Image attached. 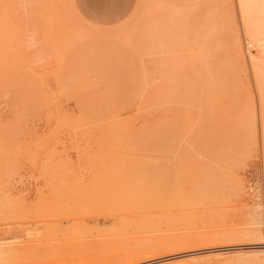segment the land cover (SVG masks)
<instances>
[{"label":"rangeland","instance_id":"374dc122","mask_svg":"<svg viewBox=\"0 0 264 264\" xmlns=\"http://www.w3.org/2000/svg\"><path fill=\"white\" fill-rule=\"evenodd\" d=\"M3 1L0 242L17 251L1 264H225L236 252L252 249V241L239 231L256 219L264 235V176L244 124L251 102L258 108L255 80L249 62L243 70L232 58L238 38L244 50L247 45L235 0H166L177 3V14L151 12L152 0H32L39 7L31 0H8L13 3L10 9ZM23 2L28 10L35 6L36 17L28 15L31 11ZM228 5L236 13L237 34L227 30V16H233L226 11ZM171 13L185 16L183 27H194L190 37L174 34L178 43L172 41L174 35L170 40L163 33L168 27L160 16ZM154 16L161 23L150 18ZM232 22L229 25H235ZM19 28L24 33L18 34ZM16 32L34 47L22 40L17 44L23 47L15 40L14 45ZM216 49L231 53L237 63V77L228 80L232 85L236 77L238 90L234 92L230 83L233 92L226 83L222 89L207 85L209 94L202 103L208 112L204 109L206 120L198 133L201 145L193 147L195 102L184 93L188 77H196L193 71L192 77L184 75L185 66L196 62L191 60L196 54L203 58L200 64L216 63L221 57ZM225 93L235 97L227 100ZM236 97L244 108L250 103L244 109L248 111L238 110L243 116L234 112L238 102L242 105ZM132 200L136 207L126 211L123 207ZM61 210L65 214L55 218L60 229L54 231L56 216L51 213Z\"/></svg>","mask_w":264,"mask_h":264},{"label":"bare ground","instance_id":"6f19581e","mask_svg":"<svg viewBox=\"0 0 264 264\" xmlns=\"http://www.w3.org/2000/svg\"><path fill=\"white\" fill-rule=\"evenodd\" d=\"M3 1V0H2ZM2 1H0V2H2ZM8 0H6V2H4L3 1V3H5L6 5H8L9 6V9H10V6L13 4L12 2H11V4L9 5L8 4V2L10 1H8ZM16 1V0H15ZM15 1L13 0V2L15 3ZM21 1V0H20ZM24 1V0H23ZM29 2H30V0H28ZM41 1V0H40ZM48 2L50 1V4H51V2L52 1H55V0H47ZM60 1V0H59ZM146 1V0H145ZM149 1V0H148ZM164 1H166V0H162V2H158V1H156V0H152V2H150L151 3V9L152 10H150L151 12H153L154 10L155 11H161V12H165V10L167 11H171V12H173V13H175V14H177L179 11H178V9L177 8H175V6L177 5V3H176V5H175V2H174V6H173V4H170V3H172V2H170V1H166L165 3H163ZM172 1V0H171ZM236 2H237V4H238V7H239V11L238 12H240L239 13V15H240V17H241V22H242V24H240V25H242V29H243V31L242 32H244V34L243 35H245L244 36V40H245V42H247V45H246V50H244V48H243V44H242V40L240 39V38H238V43H236V45H235V47H234V45H233V47H234V49L233 50H235V52L234 51H232V53L234 52L235 53V55H236V57L234 56V55H232L231 53H228L227 55L224 53L225 51H222L221 49H216V51L217 52H221V53H219V54H217V56L218 57H220L219 58V60H218V58H216V60L215 61H217L216 63L215 62H212L211 64H209V66H207V64H204V63H199V62H197V61H201V59L203 60V58L201 57V56H199V55H197L196 54V57L194 58V56H191V60H193V59H196V62H197V64H196V62H195V60L193 61V66L192 65H190V63H186V66L185 67H187V69L185 68V71H184V75H186L187 77L188 76H190L191 75V73H192V71L194 72V73H192V75L193 74H195V76L194 77H196V78H194V79H189V77H188V80L187 81H189V87H187L186 88V86H185V88H186V90H185V88H184V90H185V93H184V95H189L188 97V100L189 101H192V103L194 104V102H195V107H194V109H193V106H192V112L194 113V115H193V121H195V125H194V127L192 128V129H194L193 130V134H192V139H194L193 141H192V143H191V145L193 146V147H199V145H201V139H200V137L202 136V135H200V134H198L202 129H203V125H204V122H205V120H206V114H205V110H206V108L204 107V103H202V100H204L205 99V97H207V94H209L208 93V86L207 85H211L210 83H214V85H218L219 87H221V89H222V87L224 86V84L226 83V89L228 90V92H233V89H235L234 90V92L235 91H237L238 90V84H236V83H234V81H235V79H236V77H237V75H238V71H236V69L237 68H240L241 67V69H243V70H247V68H248V65H247V62H249V65H250V70H251V72H252V74H253V79L255 80L254 82H255V88H256V93H257V97H256V99L258 100V108H256V106L254 105V104H256L255 102L254 103H252L251 101H250V99H252V98H250L251 96L250 95H253L252 93H250L249 94V96L250 97H248V101L249 102H251V105H249L250 103H247V105H249V111L248 110H244L245 108H246V106L247 105H245V108L243 107V103L244 102H242V101H240L239 100V98H237L236 97V102H238V101H240L241 102V104L242 105H240V103L238 102V104H239V106L238 107H236V109H234V112H236L237 114L239 113V111L241 110V108L240 107H242L243 108V110H241V112L243 113V111H248V112H246V120H244V121H246L244 124H245V127H247V129H249L248 131H249V134H250V136H251V138H252V140H253V142H254V146L257 148V152H258V155H259V159H260V161H261V168H262V173H263V176H264V0H235ZM17 2V1H16ZM25 2H27V0L25 1ZM29 2H27V3H29ZM31 2H32V0H31ZM46 2V1H45ZM62 2V1H61ZM37 4L38 3H41V2H36ZM145 3V2H144ZM149 2H147V4H148ZM5 4H3L2 6H4ZM15 4H17V3H15ZM15 4H14V6H15ZM22 4H25L23 7L26 9V11H31V13L29 12V16L31 15L32 17H36L35 16V11H34V7H33V5L31 6L32 8H29V10H28V7H26L27 5H26V3H22ZM32 4H35L34 2H32ZM43 4H45V3H43ZM46 4H48L47 2H46ZM53 5L55 4L54 2L52 3ZM62 4V3H61ZM5 5V6H6ZM30 5V4H29ZM36 5V4H35ZM52 5V6H53ZM66 5V4H65ZM150 5V4H149ZM7 6V7H8ZM36 6H38L39 7V4L38 5H36ZM45 6V5H44ZM50 6V5H49ZM48 6V7H49ZM144 6V5H143ZM30 7V6H29ZM40 7H41V5H40ZM55 7V6H54ZM142 7V6H141ZM149 7V6H148ZM0 8H1V6H0ZM3 8V7H2ZM2 8H1V10H2ZM5 8V7H4ZM3 8V9H4ZM12 9H14L13 7H11ZM37 8V7H36ZM53 8V7H52ZM147 8V7H146ZM222 8V7H221ZM8 9V10H9ZM19 9V8H18ZM23 9V8H22ZM25 9H23V10H25ZM39 9V8H38ZM38 9H37V11H38ZM41 9V8H40ZM42 9H44V7L42 8ZM49 8H47L46 7V10L47 11H49L50 12V10H48ZM51 9V8H50ZM218 9H220L219 7H218ZM224 9H226V7L225 8H223L222 10H224ZM0 10V12L2 13V11ZM22 10V11H23ZM32 10L34 11V12H32ZM45 10V9H44ZM52 10V9H51ZM53 10H56V9H53ZM10 11H12V10H9V13H10ZM18 11V10H17ZM218 11V10H217ZM220 11V10H219ZM227 12H233V16H234V20H235V22H234V20L232 19V14L230 13L229 14V18H228V13L226 12V16H227V21H228V23L227 22H225L226 21V19L225 18H223V19H225L224 20V27H225V24L227 23L228 24V26H229V28L227 27V30H229V32H230V30H232L233 32L234 31H236V34L239 32V30L237 29V28H234V27H238V21H237V19H236V13L234 12V10L232 9V7H230L229 5H228V9L226 10ZM6 12V11H5ZM16 12V11H15ZM55 12V11H54ZM53 12V13H54ZM148 12V11H147ZM222 12H225V11H222ZM7 13V12H6ZM5 13V14H6ZM9 13H7V14H9ZM19 13V12H18ZM27 13V12H26ZM34 13V14H33ZM43 13V12H42ZM52 13V12H51ZM57 13V12H56ZM157 13V12H156ZM166 13V12H165ZM15 14V13H14ZM17 14V13H16ZM141 14V13H140ZM218 14H220V13H218ZM1 15V14H0ZM12 15V14H11ZM37 15V14H36ZM40 15V14H39ZM38 15V16H39ZM153 16V13L152 14H150V16ZM156 15V14H155ZM161 15V14H160ZM169 15V14H168ZM223 15V14H222ZM238 15V16H239ZM2 16V15H1ZM15 16V15H14ZM225 16V17H226ZM232 16V17H231ZM3 17V16H2ZM11 17H13V16H11ZM10 17V18H11ZM161 17H162V20H163V22H165L166 24H164V23H162L163 24V26H165L164 28H166V27H168V28H166V29H168L166 32H165V30L163 31V33L165 34V35H170V36H167V37H169V39L171 40V35H176V36H178L179 38H185L186 36V34L187 35H189V32L190 33H192L191 31H190V28H194V27H188V25L186 26V24H184L185 26V28H187V29H185L182 25H183V23L185 22L184 20H185V16H183L182 14L181 15H173L172 13H171V15L170 16H164V18H163V16H160V19H161ZM211 17H212V15H211ZM214 17V16H213ZM223 17V16H222ZM221 17V18H222ZM231 17V18H230ZM1 18V17H0ZM8 18H9V16H8ZM14 18V17H13ZM133 18V17H132ZM149 18V17H148ZM150 18H155L153 21L155 22V20H156V17L154 16V17H150ZM166 18V19H165ZM12 19V18H11ZM11 19L9 20V21H11ZM20 19V18H19ZM143 19V18H142ZM157 19H158V16H157ZM211 19V18H210ZM220 19V18H219ZM4 20V19H3ZM13 20V19H12ZM146 20V19H145ZM150 20V19H149ZM152 20V19H151ZM208 20V19H207ZM206 20V21H207ZM216 20V19H215ZM147 21V20H146ZM159 21V19L157 20V22ZM209 21L210 20H208V24H209ZM213 21V20H212ZM221 21V20H220ZM234 22L235 23V25L234 24H231V25H229L231 22ZM147 22H149V21H147ZM157 22H155V23H157ZM160 23H161V21H159ZM215 22V21H214ZM230 22V23H229ZM232 22V23H233ZM207 23H206V25H207ZM221 23V22H220ZM68 24V23H67ZM173 24H175L174 26H175V28L173 29ZM192 25H194L195 23L193 22V23H191ZM211 24H212V22H211ZM215 24V23H214ZM149 25V24H148ZM152 25H153V23H152ZM152 25H150V26H152ZM157 25V24H156ZM217 25V24H216ZM221 25V24H220ZM232 25H234V26H232ZM149 26V27H150ZM169 26L171 27V28H169ZM176 26L179 28H182V29H177L176 28ZM190 26V25H189ZM196 26V25H195ZM203 26H205V24L203 25ZM210 26L211 25H208V27L210 28ZM34 27V26H33ZM207 27V26H206ZM223 27V28H224ZM233 27V28H232ZM25 28H27V27H25ZM41 28V27H40ZM139 28V27H138ZM154 28V27H153ZM161 28H162V25H161ZM163 28V29H164ZM189 28V29H188ZM201 28V27H200ZM220 28H222V27H220ZM222 28V29H223ZM239 28V27H238ZM20 29V31H19V33L18 32H16V36L18 35V34H20V32H22V33H24L22 30H21V28H19ZM18 29V30H19ZM195 29H197V28H195ZM214 29V28H213ZM234 29V30H233ZM17 30V31H18ZM28 30V29H27ZM31 30H33V29H31ZM181 30V31H180ZM194 30V29H193ZM192 30V31H193ZM207 30V29H206ZM211 30V29H210ZM25 31H26V29H25ZM162 31V30H161ZM160 31V32H161ZM169 31V32H168ZM176 31V32H175ZM183 31V33L182 34H180L181 32ZM185 31H187L186 33H184ZM200 31H202V30H200ZM204 31V30H203ZM226 31V30H225ZM31 32V31H30ZM154 32V31H153ZM172 32V33H171ZM175 32V33H174ZM194 32H196V30L195 31H193V33ZM212 32V31H211ZM210 32V33H211ZM18 33V34H17ZM21 33V34H22ZM33 33V32H32ZM162 33V32H161ZM162 33V34H163ZM179 33V34H178ZM203 33V32H202ZM208 33V32H207ZM209 33V34H210ZM225 33V32H224ZM26 34V33H25ZM30 34V33H29ZM73 34H75L74 32H73ZM158 34V33H157ZM162 34H160V36L159 37H161L162 36ZM178 34V35H177ZM198 34V33H197ZM205 34H206V32H205ZM214 34V33H213ZM174 35V36H175ZM181 35H183V36H181ZM192 35V34H191ZM199 35H200V33H199ZM203 35V34H202ZM234 35V34H233ZM15 36V38L14 39H12V42H13V44L15 45V43H14V40L16 41V46H18L19 44H17L18 42H22L23 41V37H24V34L23 35H21V36H17L16 37ZM33 36H35V34L33 35ZM38 36V35H37ZM175 36V37H176ZM196 36V38H197V36L198 35H195ZM206 36H207V34H206ZM238 36H239V34H238ZM14 37V36H13ZM20 37V38H19ZM31 37V36H30ZM76 37H78L77 35H76ZM82 37V36H81ZM81 37H79V38H81ZM163 37H164V35H163ZM163 37H161V39H163ZM178 37H176V40H175V38L172 40L173 42L174 41H176L177 42V38ZM189 37H190V35H189ZM201 37H204V36H201ZM211 37V36H210ZM232 37H235L236 38V36H232ZM165 38L166 37H164V41H166L165 40ZM207 38V37H206ZM206 38H204L205 39V41L207 40ZM234 38V39H235ZM18 39H20V41L18 40ZM188 39V38H187ZM187 39H185V40H183V41H186ZM191 39H193V38H191ZM22 40V41H21ZM27 40V39H26ZM30 40V39H29ZM33 40H35V39H33ZM170 40H168V41H166V42H169ZM31 41V40H30ZM30 41H26V43H24L25 41H23L22 42V44H28V45H30L31 47L33 46L34 47V45L32 44H29V42ZM40 41V40H39ZM47 41V40H46ZM192 41V40H191ZM193 41H195V40H193ZM192 41V42H193ZM209 41V40H208ZM232 41V40H231ZM28 42V43H27ZM38 42V41H37ZM37 42H35V43H37ZM81 42V41H80ZM188 42V41H187ZM207 42V41H206ZM65 43H66V41H65ZM84 43H85V41H84ZM117 43V42H116ZM172 43V42H171ZM178 43V42H177ZM232 43H233V41H232ZM79 42H78V46H79ZM81 44H83V43H81ZM80 44V45H81ZM184 44V43H183ZM231 44V43H230ZM21 45V44H20ZM20 45H19V47H20ZM42 45V44H41ZM74 45V44H73ZM116 45V44H115ZM165 45V44H164ZM209 45V44H208ZM232 45V44H231ZM46 46V45H45ZM76 46V45H75ZM74 46V47H75ZM82 46V45H81ZM21 47H23V45H21ZM32 47V48H33ZM208 47V46H207ZM249 47L250 48H255V50H256V52L255 53H252L251 51L252 50H250L249 49ZM18 48V47H17ZM24 48H28V47H24ZM76 48V47H75ZM220 48H222V47H220ZM232 48V47H231ZM19 49V48H18ZM224 49H225V47H224ZM220 50V51H219ZM26 51V50H25ZM39 51V50H38ZM41 51V50H40ZM71 50H69V52H70ZM213 51H215V50H213ZM193 52H195V51H193ZM199 52V51H198ZM211 52H212V50H211ZM34 53V52H33ZM55 53V52H54ZM82 53V52H81ZM225 55H223V54ZM71 54V53H70ZM70 54H69V56H70ZM192 54H194V53H192ZM7 55V54H6ZM18 55V54H17ZM45 55V54H44ZM214 56L216 55V53L215 54H213ZM231 55H232V58H234L235 60H236V62L238 61L239 62V64H238V67L236 68V64H235V60L234 59H231L230 57H231ZM8 56V55H7ZM68 56V57H69ZM209 56V55H208ZM211 56V57H210ZM209 57H210V60L212 59L213 60V56H212V54L210 55ZM224 56V58L225 59H223V61H225V62H223V61H221L222 59V57ZM229 57V58H227V57ZM34 57V56H33ZM47 57V56H46ZM64 57V56H63ZM145 57V56H144ZM15 58H16V56H15ZM55 58V57H54ZM53 58V59H54ZM60 58V57H59ZM58 58V59H59ZM83 58V57H82ZM172 58V57H171ZM193 58V59H192ZM12 59H14V58H12ZM18 59V58H17ZM135 59V58H134ZM61 60V59H60ZM132 60V59H131ZM136 60V59H135ZM189 60V59H188ZM228 62H227V61ZM16 61V60H15ZM33 61V60H32ZM77 61V60H76ZM232 61H233V63H234V66H233V64H232ZM17 62V61H16ZM20 62V61H19ZM18 62V63H19ZM23 62V61H22ZM59 62V61H58ZM78 62V61H77ZM82 62V61H81ZM219 62H221V63H219ZM32 63H34V61L32 62ZM61 63V62H60ZM165 63H167L168 64V62H165ZM223 63V64H222ZM16 64V63H15ZM29 64V63H28ZM71 64V63H70ZM77 64V63H76ZM134 64V63H133ZM181 63H179V65H180ZM187 64H188V66H187ZM232 64V65H231ZM19 65V64H18ZM21 65V64H20ZM19 65V66H20ZM63 65V64H62ZM61 65V66H62ZM72 65V64H71ZM79 65V64H78ZM77 65V66H78ZM184 65H185V63H184ZM26 67H27V65H25ZM69 66V65H68ZM161 66V65H160ZM233 66V68L234 69H232L231 67ZM22 67V66H21ZM29 68H30V66H28ZM191 67V68H190ZM17 68H20V67H17ZM32 68H33V66H32ZM130 68V67H129ZM158 69H159V66L157 67ZM182 68V67H181ZM188 68H189V70H188ZM23 69H25V68H23ZM127 69H128V67H127ZM169 69V68H168ZM176 69V68H175ZM209 69H211V73L209 72L210 70ZM21 70H22V68H21ZM28 70V69H27ZM130 70V69H129ZM180 70V69H179ZM232 70H235V74H233V72H232ZM238 70V69H237ZM243 70H241L242 72H244ZM63 71V70H62ZM155 71V70H154ZM169 71V70H168ZM178 71V70H177ZM182 71V72H183ZM187 71V72H186ZM189 71H191V72H189ZM240 71V70H239ZM22 72H24V70L22 71ZM22 72H21V74H22ZM37 72V71H36ZM161 72V71H160ZM159 72V73H160ZM174 72V71H173ZM189 72V73H188ZM236 72H237V75H236ZM247 72V71H246ZM35 73V72H34ZM163 73V72H162ZM168 73V72H167ZM169 73H170V71H169ZM187 73V74H186ZM209 73L211 74V76H212V78L211 79H209V80H211V81H209L208 80V82H209V84H208V82H206L207 81V78H210V77H208L209 76ZM26 74V73H25ZM166 74V73H165ZM177 74V73H176ZM189 74V75H188ZM34 75V74H33ZM123 75V74H122ZM128 75V74H127ZM140 75H141V73H140ZM173 75H175V74H173ZM178 75H179V73H178ZM183 75V76H184ZM192 75H191V77H192ZM236 75V77H235V79L234 80H232V85H231V81H229L230 79H233V77ZM244 75V74H243ZM29 76V75H28ZM182 76V75H181ZM146 77V76H145ZM179 76H177L176 78H178ZM190 77V78H191ZM126 78V77H125ZM36 79V78H35ZM127 79V78H126ZM169 79V78H168ZM175 79V78H174ZM183 79H185V78H183ZM187 79V78H186ZM185 79V80H186ZM229 79V80H228ZM24 80H26V79H24ZM30 79H28V80H26V82H28ZM32 80V82H34V80L33 79H31ZM30 80V81H31ZM143 80V79H142ZM160 81H161V78L159 79ZM227 80H228V82H227ZM116 81H118V80H116ZM145 81V80H144ZM147 81V80H146ZM164 81V80H163ZM114 83H116L115 82V80L113 81ZM120 82V81H119ZM122 82V81H121ZM181 82V80L179 81V83ZM185 83H186V81H184ZM183 82V83H184ZM36 83V82H35ZM158 83V82H157ZM163 84H164V82H162ZM228 83H230V85L233 87V89H232V87L228 84ZM34 84V83H33ZM118 83H116V85H117ZM123 84V83H122ZM153 84V83H152ZM188 84H185V85H188ZM233 84H235V85H233ZM29 85H31V83L29 84ZM91 85H93V84H91ZM115 85V84H114ZM227 85H228V87H227ZM237 85V86H236ZM35 86H36V84H35ZM96 86V85H95ZM148 86V85H147ZM160 86V85H159ZM213 86V85H212ZM229 86H230V89H229ZM70 87V86H69ZM84 87V86H83ZM114 87V86H113ZM116 87V86H115ZM120 88H121V83H120V86H119ZM118 87V88H119ZM182 87H183V85H182ZM208 87V88H207ZM211 87V86H210ZM73 88V87H72ZM71 88V89H72ZM76 88V87H75ZM79 88V87H78ZM141 88V87H140ZM225 88V87H224ZM95 89V88H94ZM148 89V88H147ZM158 89V88H157ZM157 89H155V90H157ZM210 89V88H209ZM225 89V90H226ZM248 89H249V87H248ZM152 91H153V88L151 89ZM159 90H161V89H159ZM229 90H231V91H229ZM148 91H150L149 89H148ZM189 91V94L187 93ZM224 91V90H223ZM254 91V90H253ZM103 92V91H102ZM157 92V91H156ZM180 92H181V90H180ZM184 92V91H183ZM225 92V91H224ZM247 92H248V90H247ZM251 92V91H250ZM91 93V92H90ZM141 93H142V91H141ZM145 93V92H144ZM153 93V92H152ZM158 93V92H157ZM212 93V92H211ZM211 93H210V95H211ZM227 94L229 95V96H227ZM225 93V96H227L226 98H227V100L228 99H232V98H234L235 96H231L229 93ZM233 94V93H232ZM118 95V94H117ZM155 95V94H154ZM181 95H183V94H181ZM126 96V95H125ZM134 96V95H133ZM135 96H137V95H135ZM231 96V97H230ZM153 97V96H152ZM117 98H118V96H117ZM139 98V97H138ZM120 99V98H119ZM154 99V98H153ZM159 99H160V97H159ZM253 99H254V96H253ZM255 99V100H256ZM185 100V99H184ZM128 101V100H127ZM146 101V100H145ZM144 101V102H145ZM152 101V100H151ZM186 101H187V97H186ZM143 102V101H142ZM143 102V104H145ZM111 103V102H110ZM148 103V102H147ZM153 103V102H152ZM119 104V103H118ZM186 104V103H185ZM233 104H237V103H233ZM232 107V106H231ZM237 108H239V109H237ZM205 109V110H204ZM246 109H248V107L246 108ZM164 110V109H163ZM178 110V109H177ZM236 110V111H235ZM239 110V111H238ZM207 111V110H206ZM208 112V111H207ZM206 112V113H207ZM241 112L239 113V114H241ZM109 113V112H108ZM233 113V112H232ZM236 113H234L235 115H236ZM208 114V113H207ZM245 114V113H244ZM242 115V114H241ZM209 116V115H208ZM238 116H240V115H238ZM243 116V115H242ZM233 117V116H232ZM237 117V116H236ZM244 117H245V115H244ZM231 118V117H230ZM234 118H235V116H234ZM240 118H241V116H240ZM211 119V118H210ZM244 119V118H243ZM117 120V119H116ZM235 120V119H234ZM234 120H232V121H234ZM237 120V122H238V119H236ZM241 120V119H240ZM241 121H243V120H241ZM241 121L239 122V123H241ZM243 121V122H244ZM176 122V121H175ZM242 122V123H243ZM168 123V122H167ZM230 123V122H229ZM233 125V126H232ZM230 126H232V128L234 127V130L236 129V130H241V128H238V127H236V122L234 123V124H232V123H230ZM237 126H240V124L239 125H237ZM242 126V125H241ZM258 126H259V136H258V134H257V131H258ZM218 127V126H217ZM223 127H225V126H223ZM243 127V126H242ZM245 127H243V128H245ZM206 128V127H205ZM218 128H220V127H218ZM226 130V129H225ZM242 131V130H241ZM240 131V132H241ZM247 132V131H246ZM197 134V135H196ZM208 134V133H207ZM248 134V133H247ZM248 134V135H249ZM187 135V134H186ZM208 136V135H207ZM154 137V136H153ZM202 138V137H201ZM150 140V139H149ZM214 141V140H213ZM244 141V140H243ZM163 143V142H162ZM210 143V142H209ZM182 144V143H181ZM187 144V143H186ZM188 145V144H187ZM190 146V145H189ZM245 147V146H244ZM238 148V147H237ZM243 150V149H242ZM244 151V150H243ZM184 153V152H183ZM236 154V153H235ZM183 155V154H182ZM184 159V158H183ZM182 160V159H181ZM198 163V162H197ZM5 167V166H4ZM203 167V166H202ZM195 169L197 170V168L195 167ZM182 170H184V169H182ZM196 170L194 171V173L196 172ZM223 171V170H222ZM186 172V171H185ZM196 174V178H198L197 176V174H198V172H196L195 173ZM194 175V174H193ZM202 175V174H201ZM195 176V175H194ZM223 177V176H222ZM204 179V178H203ZM193 182V181H192ZM192 184V185H191ZM190 187H191V189H193L194 190V183H190ZM204 190V189H203ZM208 190V189H207ZM195 191V190H194ZM193 192V191H192ZM195 193V192H194ZM13 194V193H12ZM193 194V193H192ZM11 195V194H10ZM23 198V197H22ZM11 199V198H10ZM14 200V199H13ZM19 200V199H18ZM23 200V199H22ZM5 201H8V200H6L5 199ZM136 200H132V204L130 203V205L128 206V207H123L126 211H131L133 208H135L136 206H134V202H135ZM10 203V202H9ZM32 203V202H31ZM19 204V203H18ZM8 205V204H7ZM21 205V204H20ZM133 205V206H132ZM256 205V204H255ZM4 206V205H3ZM259 206V205H258ZM257 209V208H256ZM40 212V211H39ZM53 212H55V211H53ZM51 213V215L53 214V217L54 216H56V217H54V221L56 220L55 218H60V217H58V215H60V214H62V215H64L65 213H63L62 212V210L61 211H56L55 213ZM69 214V213H68ZM249 214V213H248ZM70 215V214H69ZM69 215H67V216H69ZM66 217V216H65ZM253 217V216H252ZM51 218V217H50ZM249 219V218H248ZM59 219H57L54 223H56V225L54 224V223H52V224H54L53 226H54V231H56V230H59L60 229V227H59V225H60V222L58 221ZM252 220V219H251ZM58 221V222H57ZM261 221H258V220H252V221H250V222H248V223H246V228H243L242 230H240L239 231V236L240 235H242V237L243 238H247V240L249 239V241L251 240L252 242H251V246L250 247H252V249H250V250H248V251H238V252H236L235 253V255L233 256V257H229V258H226V259H224L225 260V264H232V262H234V261H239V264H264V235H263V233H262V231H261ZM59 224V225H58ZM63 224V223H62ZM65 224V223H64ZM58 225V226H57ZM244 225V224H243ZM245 226V225H244ZM51 227V226H50ZM233 229V228H232ZM52 230V231H53ZM230 231V230H229ZM235 232V231H234ZM238 232V231H237ZM236 233V232H235ZM237 234V233H236ZM232 235V234H231ZM1 239V238H0ZM3 239V238H2ZM224 239V238H223ZM246 240V239H245ZM4 242V241H3ZM11 246V245H10ZM7 243L5 244V243H2V242H0V261L2 260V259H10V258H12L13 257V254H15V252L17 251V249H15V247L13 248V246L12 247H10ZM249 247V248H250ZM16 255V254H15ZM14 255V256H15ZM15 258H17L16 256H15ZM15 261V260H14ZM10 261H8V263H9ZM3 263V262H2ZM10 263H12V262H10ZM174 263V262H173ZM172 263V264H173ZM177 263V262H176ZM1 264V263H0ZM6 264V263H5ZM15 264H18V263H15ZM170 264V263H169ZM178 264V263H177Z\"/></svg>","mask_w":264,"mask_h":264}]
</instances>
